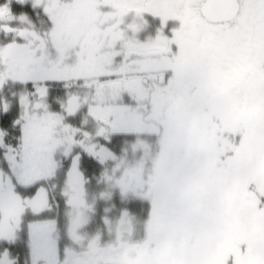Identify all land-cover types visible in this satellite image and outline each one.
<instances>
[{"label":"snow or ice","instance_id":"obj_1","mask_svg":"<svg viewBox=\"0 0 264 264\" xmlns=\"http://www.w3.org/2000/svg\"><path fill=\"white\" fill-rule=\"evenodd\" d=\"M264 0H0V264H85L66 186L125 168L162 264H264V52L231 78L232 9ZM61 151L58 153L57 148Z\"/></svg>","mask_w":264,"mask_h":264},{"label":"flooded vegetation","instance_id":"obj_2","mask_svg":"<svg viewBox=\"0 0 264 264\" xmlns=\"http://www.w3.org/2000/svg\"><path fill=\"white\" fill-rule=\"evenodd\" d=\"M232 17L231 74L241 78L254 71L258 54L264 52V14L245 6ZM124 174L125 168L113 170L106 163L98 171L85 172L75 186H66L72 203L62 209L60 227L85 264H162L168 256L147 245L139 224L133 230L127 223V213L120 208V201L131 196L120 182Z\"/></svg>","mask_w":264,"mask_h":264},{"label":"water","instance_id":"obj_3","mask_svg":"<svg viewBox=\"0 0 264 264\" xmlns=\"http://www.w3.org/2000/svg\"><path fill=\"white\" fill-rule=\"evenodd\" d=\"M236 12V9H232L229 12H226L228 15L232 17V14Z\"/></svg>","mask_w":264,"mask_h":264},{"label":"rangeland","instance_id":"obj_4","mask_svg":"<svg viewBox=\"0 0 264 264\" xmlns=\"http://www.w3.org/2000/svg\"><path fill=\"white\" fill-rule=\"evenodd\" d=\"M232 69L234 68L232 67ZM229 75L231 76V78H236L233 74H231V72L229 73Z\"/></svg>","mask_w":264,"mask_h":264}]
</instances>
